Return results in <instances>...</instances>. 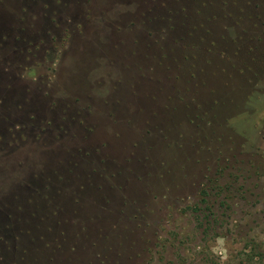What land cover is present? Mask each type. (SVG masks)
<instances>
[{"label":"rangeland","instance_id":"374dc122","mask_svg":"<svg viewBox=\"0 0 264 264\" xmlns=\"http://www.w3.org/2000/svg\"><path fill=\"white\" fill-rule=\"evenodd\" d=\"M0 79V264H264V0H3Z\"/></svg>","mask_w":264,"mask_h":264},{"label":"trees","instance_id":"16d2710c","mask_svg":"<svg viewBox=\"0 0 264 264\" xmlns=\"http://www.w3.org/2000/svg\"><path fill=\"white\" fill-rule=\"evenodd\" d=\"M2 2H3V0H0V3H2ZM3 75H4V74H3ZM0 80H1V79H0ZM7 88H8V87H7ZM0 89H1V87H0ZM8 89H10V88H8ZM0 92H1V91H0ZM9 95H10V94H9ZM9 95H7V94H6V96H7L9 99H12V98H10V96H9ZM1 96H2V95H1ZM2 97H3V96H2ZM8 98H7V99H8ZM9 99H8V104H9V103H13V104H14V101H12V100H9ZM0 101H1V100H0ZM4 103H6V104H7V102H6V100H5V99H4ZM8 104H7V106H8ZM21 107H22V106H21ZM15 108H18V106H17V107H15ZM23 108H24V107H23ZM10 125H11V124H10ZM9 127H10V126H9ZM10 129H11V127H10ZM1 230H2V229H1ZM3 233H4V231L2 230V232L0 233V239H3V238H2V237H3V236H2V235H3Z\"/></svg>","mask_w":264,"mask_h":264}]
</instances>
